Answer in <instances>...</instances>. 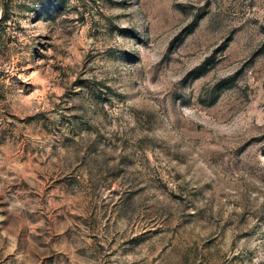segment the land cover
<instances>
[{
    "label": "rangeland",
    "instance_id": "obj_1",
    "mask_svg": "<svg viewBox=\"0 0 264 264\" xmlns=\"http://www.w3.org/2000/svg\"><path fill=\"white\" fill-rule=\"evenodd\" d=\"M0 264H264V0H0Z\"/></svg>",
    "mask_w": 264,
    "mask_h": 264
},
{
    "label": "trees",
    "instance_id": "obj_2",
    "mask_svg": "<svg viewBox=\"0 0 264 264\" xmlns=\"http://www.w3.org/2000/svg\"><path fill=\"white\" fill-rule=\"evenodd\" d=\"M2 20H4L3 17L0 19V23H1Z\"/></svg>",
    "mask_w": 264,
    "mask_h": 264
}]
</instances>
